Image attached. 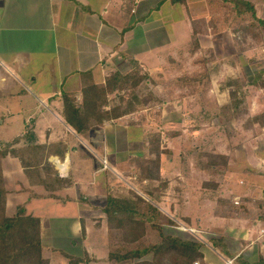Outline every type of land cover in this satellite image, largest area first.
I'll return each mask as SVG.
<instances>
[{
	"label": "crops",
	"instance_id": "1",
	"mask_svg": "<svg viewBox=\"0 0 264 264\" xmlns=\"http://www.w3.org/2000/svg\"><path fill=\"white\" fill-rule=\"evenodd\" d=\"M248 1L254 4L258 18L264 22V0ZM215 7L214 0H0V124L9 123L7 129L24 124L23 130L15 131L14 138L0 142L15 140L13 148L36 146L46 153L37 169L41 178L36 176L34 167H24L18 157L8 154L2 158L6 213L16 215L23 206L26 214L40 218L42 255L48 264L136 262L110 259L112 233L104 207L108 189L112 188L109 177L119 176L121 164L117 156L124 152L120 145L126 144L129 152V147L135 144L130 136L133 129L124 123L136 113L143 114L144 121L147 109H136L78 133L64 118L62 94H73L81 102L84 86L104 85L111 73H129L137 63L146 78L156 80L152 86L154 94L160 97L158 90L164 87L162 82L168 73L187 72L202 48H212L218 59L230 57V52L221 50L222 44L230 48L234 42L230 20L223 14L220 19L216 17ZM194 31L198 32L197 49ZM113 96L109 95V107L117 101ZM162 117L167 119L164 110ZM121 130L125 131L124 136L120 135ZM142 136L145 137V132ZM148 143L149 140L142 147L145 149ZM104 157L110 161L107 160L106 165ZM193 166L190 163V167ZM161 169L163 171L162 163ZM53 176L63 183L48 188L40 182ZM150 181L142 182L145 185ZM181 186L184 187V204H187L191 198L185 194L186 184ZM201 194V200L212 202L206 197L209 193ZM144 195L142 197L159 210L170 209L172 213V204L167 208L161 200L164 196L158 199L149 192ZM10 198L16 202L13 214L8 211ZM215 208L216 205L203 223L207 227L204 233L208 235L207 243L203 241L206 264H225L229 258L212 246L213 237H222L230 253L236 251L234 244L241 245L233 256L235 264H253V261L264 264V236L259 232L256 241L259 240L260 245L246 242V227L237 231L239 219L220 216ZM186 209L177 214L178 219L183 217L182 222L192 226L194 219L186 215ZM53 216L72 224L76 234L73 242L88 239L84 224L91 219L93 227L103 232L102 249L98 250L96 239L74 253L53 244L46 219ZM46 232L49 234L47 243ZM240 233L243 239L238 237L240 243L236 244V238L231 239V235ZM43 241L49 251L45 252Z\"/></svg>",
	"mask_w": 264,
	"mask_h": 264
},
{
	"label": "rangeland",
	"instance_id": "2",
	"mask_svg": "<svg viewBox=\"0 0 264 264\" xmlns=\"http://www.w3.org/2000/svg\"><path fill=\"white\" fill-rule=\"evenodd\" d=\"M214 4L215 14H218L216 17L220 19L223 11L219 2L214 0ZM229 20L234 42L230 48L222 44L221 50L222 53L230 52L228 55L230 57L218 59L212 48H202L193 60L194 65L188 68L187 72L168 73L162 82L164 87L158 90L161 98L154 94L153 77H150L151 80L145 78L137 89L127 93L125 105L128 106V103L133 101L138 111L142 108L147 109V113L144 114L147 117L143 121L141 118L143 114L136 113L134 118H128L124 123L133 129L130 136H133L135 144L129 147L127 152L126 144L121 143L120 150L124 152L117 156L121 164L119 176L110 175L109 187L112 189H109L118 195H129L132 189L145 196L144 193L152 189V185L158 186L161 183L162 179L156 177L159 175L163 178L162 174H164L163 179L169 183L166 190L158 189L157 195L165 197L164 199L160 196L167 208L172 204V213L170 209L160 210L161 214L155 217L154 225H159L162 233L207 243L208 235L204 233L207 227L203 223L208 215H211L210 210L217 204V199L223 197L237 209L234 214L228 216L239 219L237 224L240 229L237 231H242L241 228L246 227V242L252 241L255 245H260L259 240L256 239L259 238L258 234L264 227V220L260 219L264 216V124L262 123L264 91L262 87H254L249 82L252 79L256 81L264 79V25L250 15L244 17L232 15ZM198 27L201 30V24ZM258 72H262L260 77L253 78ZM235 93L237 96L240 94L243 96V102L238 109L231 107V103L236 98ZM163 110L167 119L162 117ZM6 124L9 123L0 124V140H10L14 138L15 131L20 132L24 128V124H20L14 129H7ZM144 132L145 137L142 136ZM150 132L157 135L160 133L161 150L165 151L160 152V155L157 151L156 154L150 153L147 146L145 149L142 147L143 143L149 140ZM120 135L124 136L125 131L121 130ZM196 145L198 148H195ZM107 160L109 163V159L104 157V165L107 164ZM156 161L159 163H154ZM208 161L216 164L215 169L206 168ZM190 163L194 164L193 168L190 167ZM148 168L155 178L144 185L139 179L143 171ZM208 183L209 186H206ZM211 183L216 187H212ZM182 184H186L188 190L185 194L191 198L187 204H184ZM202 192L209 193L207 195H211L209 199L213 203L210 200H201ZM6 199L7 196L4 198L7 207ZM9 201L8 211L9 214H13L16 202L13 198ZM238 203L240 204L237 205ZM141 206L148 208L147 204ZM184 209L186 215L194 219L192 226L191 223H183L181 220L183 217L178 219L180 217L177 214ZM202 213L205 217H202ZM46 219L51 242L62 246L66 251L77 252L80 247L95 242V239L99 242L98 250L102 249L103 232L93 227L91 219H87L84 224L88 239L82 238L76 242H73L76 238L75 229L69 221L54 216ZM45 227L44 219V227H42L44 231ZM174 230L181 232L176 234ZM241 233L231 235L233 237L231 239L236 238L234 243H240L238 237L243 239ZM44 236L47 243L49 234L46 232ZM110 239L113 252H125L124 248L128 244L124 236L115 232L110 235ZM141 240L139 243H134L135 246L131 244L130 248L140 249L148 244L157 243L161 240V233L158 229L147 225L145 236ZM43 243L46 252L47 244L44 241ZM233 246L237 247L236 251L230 253L231 259L227 260H233L232 264H235L236 258L233 256L241 245ZM152 257L153 254L150 252L145 254L142 260H151ZM159 258L164 259V263L174 264L172 256ZM136 261L141 260L136 259ZM195 262L206 264L205 259H197Z\"/></svg>",
	"mask_w": 264,
	"mask_h": 264
},
{
	"label": "trees",
	"instance_id": "3",
	"mask_svg": "<svg viewBox=\"0 0 264 264\" xmlns=\"http://www.w3.org/2000/svg\"><path fill=\"white\" fill-rule=\"evenodd\" d=\"M172 1L183 2L184 0ZM216 1L219 2L226 19H229L232 15L243 17L250 15L254 20L260 21L264 25V22L256 14L254 4L248 0ZM197 34L198 32L194 31L193 40L196 48L198 47ZM261 73L258 72L253 78L260 77ZM146 76V74L141 73L140 67L135 63L133 71L129 73H121L120 71L111 73L107 77L104 85L90 84L84 86L81 102L76 100L75 95L63 93V112L66 122L78 133H81L88 130L94 124L100 125L107 120L120 118L126 113L133 112L136 110L134 103H132L133 101H128V106H132V108H129L125 105L127 104L125 97L128 95V92L137 89ZM249 84L254 85V87H262L264 91V79L261 81L252 79ZM110 94H114L117 99L115 105L112 107H109ZM234 97L236 98L231 103V107L238 109L239 105L243 102V96L241 94L237 96L235 93ZM134 100H137L136 96H134ZM106 106L108 107L107 109ZM262 123L264 124V121ZM159 134L157 135L152 132L149 135L150 139L147 149L152 154H156V151L159 152V155L160 152H165L161 150V138ZM173 134L175 135V133ZM14 142L15 140L6 143L0 142V264H48V261L42 255L40 218L26 214L23 206L19 207V213L16 215L9 216L6 213L4 198L7 190L2 170V158L10 154L18 157L24 167H34L36 176L41 178L40 172L37 169L44 161L46 153L44 151L40 152L42 148L36 146L13 148L12 145ZM195 151L197 152V150ZM154 163H159V161ZM213 164L212 161H208L206 168L213 167L215 169L216 164ZM154 178L155 176L152 175L151 170L148 168L143 171L139 180L142 182L146 179ZM156 178L162 179L161 183L158 186H153L147 192H149L150 196L154 195L160 199L161 195H157V190L161 188L166 190L169 182L160 178L159 175ZM40 182L49 188L54 184L58 185L63 183V180L53 176L41 179ZM211 185L214 188L216 187L214 183H211ZM206 186H209V183ZM111 189H108L106 205L104 207L107 223L111 229V233H120L122 237L124 236V240L128 245L124 248V253H110V259H117L118 261L127 259L141 260L136 261L135 264H167L164 263V259L159 258L160 256H172L174 264H193L197 259H204L203 248L205 247V243L203 241L162 233V228L159 225H154L155 217L161 214V211L156 206L148 203L145 198L132 189L129 191V195H118L113 193ZM210 196L206 195L208 198ZM216 202L215 213L220 216L228 217L237 211L223 197H219ZM142 204H147L148 208H142ZM260 219L264 220V216H261ZM147 225H151L160 231L161 240L154 244H148L140 249L138 247L136 249H133L134 247L130 248L131 244L139 243L144 238ZM210 242L214 248L220 250L224 255H232L228 252L222 237H213L210 239ZM150 252L153 254L152 259L142 260L145 254ZM74 262L78 261L75 260Z\"/></svg>",
	"mask_w": 264,
	"mask_h": 264
},
{
	"label": "built area",
	"instance_id": "4",
	"mask_svg": "<svg viewBox=\"0 0 264 264\" xmlns=\"http://www.w3.org/2000/svg\"><path fill=\"white\" fill-rule=\"evenodd\" d=\"M105 165H106V163H105ZM260 233L262 236H264V227L261 228ZM232 262H233V260H227L226 264H232ZM194 264H199V262H195Z\"/></svg>",
	"mask_w": 264,
	"mask_h": 264
}]
</instances>
